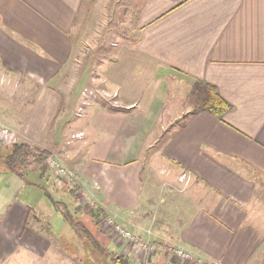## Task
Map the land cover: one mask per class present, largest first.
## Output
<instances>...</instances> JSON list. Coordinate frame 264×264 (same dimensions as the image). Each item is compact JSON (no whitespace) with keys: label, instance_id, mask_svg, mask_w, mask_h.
<instances>
[{"label":"crops","instance_id":"obj_1","mask_svg":"<svg viewBox=\"0 0 264 264\" xmlns=\"http://www.w3.org/2000/svg\"><path fill=\"white\" fill-rule=\"evenodd\" d=\"M143 1L134 14L135 38L112 44L113 58L99 63L96 85L117 94L114 107L93 101L75 123L63 109L66 86L58 82L74 61L75 22L89 13L91 0H0V81L11 82L6 88L31 83L17 92L32 96L27 106L25 100L16 106L24 115L9 139L50 150L108 217L143 229L157 246L146 264H170L173 246L201 264H264V215L256 212L254 195L264 182V0ZM141 73L151 76L142 86L153 89L145 101L136 83ZM196 80L214 86L229 105L221 117L194 112L193 101L184 99ZM8 106L5 99L0 109ZM153 129L159 136L147 141ZM69 133L79 137L71 149ZM160 137V150L146 157ZM143 160L162 179L141 180ZM45 168L27 173L48 188L45 173H53ZM9 177L0 180V264H47L42 257L51 240L34 228L37 218L28 223L45 202L40 196L33 205L11 201L15 184L16 191L29 185ZM154 183L164 186L162 195H149L141 209L140 188L150 194ZM108 246L116 254L128 251L121 240Z\"/></svg>","mask_w":264,"mask_h":264},{"label":"rangeland","instance_id":"obj_2","mask_svg":"<svg viewBox=\"0 0 264 264\" xmlns=\"http://www.w3.org/2000/svg\"><path fill=\"white\" fill-rule=\"evenodd\" d=\"M90 3L91 5L89 13L79 15L75 22L74 34L77 40V44L73 56L74 61L71 60V62L67 64V66L65 67V70H67V74L58 82L59 84L63 83L66 86L65 90L68 95L69 91L71 92L70 98L68 95H66L64 98L65 102H67L68 99L69 101L67 103L68 106H63V109L68 112L69 120L75 123H80L81 118L85 116L87 112V105H83V100L80 96L81 87L85 84H88L87 87L92 88L94 94H96L95 97H92L93 99H86L89 104L93 101H105L110 107H114L112 102L113 100L107 96L102 95L101 92L103 87L101 88V85L99 84L96 85L97 83H99L97 81V78L99 76V63H101V61L104 59L113 58L115 54L113 49L118 50V48H113L114 45L112 44H118L119 40L135 38L136 34L134 29V14L135 12L139 13L140 9L142 8L145 2L143 0H91ZM69 72L73 73L71 74V76L76 78L75 80H71V78L69 80ZM150 79L151 76L147 75L145 78L142 73L136 79V83L141 86V90L143 92L139 98L143 101H145L149 97V93L153 90L152 89L150 92H147V89L142 86L145 81L148 82ZM7 83L9 84L11 82L0 81V94L2 95H0V104H2L5 99L7 100V102H9V106L7 108H4L2 110L0 109V123L4 124L8 128H10V130H12V128L18 126L17 123H19L20 118H22L24 115V113L17 112L16 106L20 103H23L24 100L27 106L28 103H30V101L32 100L31 95L25 97H22L21 95L18 96L17 88L24 86V84L29 85L31 83L26 82L23 84H18V82H12V84L10 85L12 86L10 90H14L15 88V92L7 91V89L10 87L9 86L8 88H6L5 84ZM35 90L36 87L31 86L29 93L32 94V92H34ZM77 93L79 94V102L77 98ZM3 96L5 97V99L3 98ZM184 99L190 100L191 97L190 95H187ZM11 105H14L15 109L13 107H10ZM80 106L83 107V111L81 112L78 111V108ZM155 132L156 129H153L151 131V134L148 136L147 141L150 139L152 134L155 135L154 139L156 140L159 134L158 132L155 134ZM74 135L75 134L71 135L70 137L69 133V135L67 136V139L69 140V149H71L72 145L78 142L79 137H74ZM15 140L17 141V139ZM161 144L162 138L160 137L156 144L152 145L150 148L147 149L146 157L158 152L161 148ZM3 145L4 144L0 142V152H3ZM55 158L58 159V157ZM59 162L65 169L69 171V168H67L60 160ZM143 163L145 169L141 172V180L142 178H145L146 181V177L152 174L154 181L162 179V176L158 175L159 170L152 169L154 168V163L150 164L151 170H148L147 162H144L143 160ZM46 169L50 170L53 173L51 169L45 168V170ZM0 171H2L1 167ZM4 172L6 173L0 174V180H3L4 182L7 181V179L8 181L10 180L9 174L12 175L13 178L21 180L12 172H8L6 170ZM49 174V171L45 173V177L49 176V179H51L49 180L51 181L49 183L50 188H48L51 190V184H55V187H58V190L53 189V191H50V193L47 192L48 188L43 182L44 180L41 181L39 175L27 173L26 171V181L22 182L29 186L24 191L23 189H18V191H16L15 184V187L12 191L13 194L11 196L13 199H15L11 201L25 202L30 205H33V201L36 200L38 196L42 197L43 201L45 202V207L42 208V213L34 210L28 219V223L36 221L34 223V228L36 227L39 232L44 235H47L53 245L52 247H50V249H48V251L46 252L47 254L42 257V262L47 264H108L107 261L109 260L110 256L107 257V253L111 255L116 254L114 252L115 250H109V248L112 247H109L108 243L109 241L113 240L118 241L120 240V237L116 232L112 231L113 228L111 227V225L104 224L105 219H107L109 215H106L104 217L100 215V224L96 226L93 220L91 219L90 214H88L87 211L89 208H100V206L97 205V202L100 203V200L96 199V202L94 199L89 197L88 194L87 196L86 194H83L84 191L80 189V186L76 181L75 175L67 178L58 174H53V177H50ZM182 177L183 176H180L178 177V179L180 181H184L185 177ZM37 181H40L41 183L37 185L38 188H33L32 185H34ZM11 185H14V183L11 182ZM163 187L164 186H160L154 183L150 188V194L149 192H146V187H141L138 196L140 197V201H138L139 207L143 209L149 203L147 200V197L149 195H151L153 199L160 198L162 195ZM1 191L2 190L0 188V192ZM165 191H168L167 187L165 188ZM42 192L43 194L45 192L49 193L54 200L62 202L63 204L59 205V208L54 211V209H52L51 207V202L47 198L43 197ZM188 193L189 190L184 193V196H187ZM28 194L30 200H27ZM6 195L7 193L3 192L4 199L6 198ZM254 195L257 198L256 202H258L256 204V212H259L261 215H264L263 181H260L258 183L257 190ZM63 211L69 214V216L67 217L68 219L62 217L61 212ZM34 218H37L38 220L36 219L34 221ZM110 218H113L115 220L113 214H110ZM70 221L72 223H70ZM117 223L123 229L127 230L131 234H134L139 240L154 245L155 251H152L150 257V259H152L156 252L157 246L154 241L144 238L146 234L145 231L143 229L141 231L138 230L136 227H134V225L131 224L134 222L130 220L129 223H119V221ZM81 226L83 227V230ZM174 247L176 246H173L171 248L170 254H172V249H174ZM134 258L138 260L141 259L138 257ZM145 259L146 256L142 260H144L145 262ZM172 261L173 263L170 262V264H192L191 262H181L174 257L172 258Z\"/></svg>","mask_w":264,"mask_h":264},{"label":"trees","instance_id":"obj_3","mask_svg":"<svg viewBox=\"0 0 264 264\" xmlns=\"http://www.w3.org/2000/svg\"><path fill=\"white\" fill-rule=\"evenodd\" d=\"M189 95L193 101L194 112L206 110L221 117V115L229 109V105L218 94L214 86L199 80H196L192 84ZM3 146V152H0V167L2 168V172L5 170L12 172L24 182L26 181V171L45 166L52 156L50 150L33 146L24 141L14 140L4 143ZM45 194L55 210H57L61 202L54 200L49 193L45 192ZM87 212L90 214L96 226L100 224V215L103 217L107 215L101 208H89ZM61 215L63 218L68 219L67 217L69 214L65 211L61 212ZM70 223L72 222L70 221ZM81 228L83 230L82 226ZM128 252L129 251H127V253L122 252V254H113L114 256L107 253V257L110 256L107 261L108 264H134Z\"/></svg>","mask_w":264,"mask_h":264},{"label":"built area","instance_id":"obj_4","mask_svg":"<svg viewBox=\"0 0 264 264\" xmlns=\"http://www.w3.org/2000/svg\"><path fill=\"white\" fill-rule=\"evenodd\" d=\"M101 93L102 95L107 96L111 99H115L117 96L116 93L110 94L106 91H102ZM80 96H81V99L83 100V105H88L89 103L86 101V99L87 98L93 99L92 97H95L96 94H94L92 88L86 86L80 91ZM78 111L79 112L83 111V107L80 106L78 108ZM11 131L12 130H10V128L0 123V142H2L3 144L10 142L9 138H10V135L12 134ZM45 167L51 169L53 171V174H56V175L58 174L61 176H65L67 178L73 176L70 170L68 171L67 169H65L60 164L59 160L55 157L50 158V160L47 162ZM83 194L85 193L83 192ZM104 224L111 225V227L113 228L112 231L116 232L119 235L120 237L119 239L127 247L128 251L132 254V256L141 258L140 263L146 264L148 260H150L152 251L153 252L155 251V247L153 244L139 240L134 234H131L127 230L123 229L118 223L114 221L113 218L107 217V219H105L104 221ZM145 256H146V259L144 262V260L142 259L145 258ZM173 257L178 259L181 262H195L196 264L202 263L201 258L195 257L189 250L183 247H180V246H176L174 247V249H172L171 261Z\"/></svg>","mask_w":264,"mask_h":264}]
</instances>
